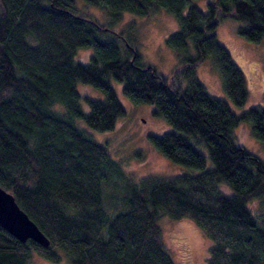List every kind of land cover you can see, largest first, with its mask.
I'll return each mask as SVG.
<instances>
[{
    "label": "trees",
    "instance_id": "obj_1",
    "mask_svg": "<svg viewBox=\"0 0 264 264\" xmlns=\"http://www.w3.org/2000/svg\"><path fill=\"white\" fill-rule=\"evenodd\" d=\"M84 1L112 20L123 11L166 9L178 22L165 37L178 62L169 77L160 75L127 36L77 11L73 0H0V186L49 239L46 247L21 242L0 226V264H28L33 251L68 264H175L162 241V216L200 226L210 240L204 264H264V219L247 205L264 197V162L232 133L249 122L264 146V107L233 112L246 102L245 79L215 35L219 21L233 17L243 23L242 37L259 42L264 0H210L206 11L190 0ZM82 48L91 49L89 60L76 62ZM204 59L219 72L232 107L196 77ZM110 78L122 82L127 99L152 104L171 126L148 134L149 143L197 172L141 179L124 173L91 136L125 114ZM77 82L103 98L82 95ZM105 200L124 207L107 212Z\"/></svg>",
    "mask_w": 264,
    "mask_h": 264
},
{
    "label": "rangeland",
    "instance_id": "obj_2",
    "mask_svg": "<svg viewBox=\"0 0 264 264\" xmlns=\"http://www.w3.org/2000/svg\"><path fill=\"white\" fill-rule=\"evenodd\" d=\"M210 0H190L200 10L206 11ZM77 11L85 12L95 18L102 25H109L112 30L127 36L142 61L152 65L162 76L169 77L178 62L175 52L165 43V37L176 30V17L166 9H159L149 15H138L123 11L120 19L112 20L111 16L101 7L88 4L84 0H73ZM243 23L233 17L219 21L215 35L217 41L223 45L232 61L241 70L247 89L246 102L240 107H232L224 92L219 72L212 66L209 59H204L195 68L196 77L204 84L212 95L226 100L236 114L250 107H264V35L259 42H250L238 33V27ZM189 52L194 53L190 45ZM189 53V54H190ZM91 54L90 48H82L74 56L76 62H87ZM125 114L118 117L114 127L104 132H92L91 136L105 145L113 159L118 162L125 174L134 179L148 176L170 177L181 173H194V169L184 167L170 161L149 143L147 135L150 133L170 130L171 126L160 116L153 113L154 106L150 103H133L122 93V82L110 78ZM76 87L82 95L92 99H102L100 90L82 82ZM87 101L82 98L81 106L86 109ZM60 111L59 104L54 106ZM75 124L83 130L89 131L81 119H75ZM232 133L237 142L250 153L264 162V146L252 134L249 122H241ZM236 139V138H235ZM206 154V167L211 166L207 151L199 147ZM111 181L106 182L109 186ZM122 188V185L120 189ZM103 192V196H105ZM113 200H105L107 212H117L123 209L124 204L118 201V208L112 207ZM253 216L257 220L264 219V197L253 198L247 203ZM161 237L171 253L175 264H204L210 245L209 238L192 219L170 218L162 216L159 219ZM28 264H68L65 259L50 261L33 251L29 256Z\"/></svg>",
    "mask_w": 264,
    "mask_h": 264
},
{
    "label": "water",
    "instance_id": "obj_3",
    "mask_svg": "<svg viewBox=\"0 0 264 264\" xmlns=\"http://www.w3.org/2000/svg\"><path fill=\"white\" fill-rule=\"evenodd\" d=\"M0 226L21 242L30 239L43 247L49 244L48 237L20 208L14 195L2 186H0Z\"/></svg>",
    "mask_w": 264,
    "mask_h": 264
}]
</instances>
